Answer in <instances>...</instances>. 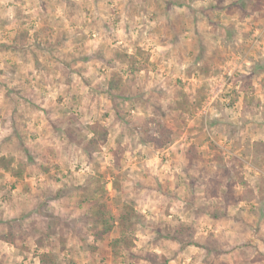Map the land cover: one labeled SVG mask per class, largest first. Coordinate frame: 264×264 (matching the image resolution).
Listing matches in <instances>:
<instances>
[{
	"label": "rangeland",
	"instance_id": "374dc122",
	"mask_svg": "<svg viewBox=\"0 0 264 264\" xmlns=\"http://www.w3.org/2000/svg\"><path fill=\"white\" fill-rule=\"evenodd\" d=\"M137 47L148 64L129 74L115 55ZM181 88L203 99L165 112L173 138L155 149L140 127ZM93 122L107 131L95 147ZM2 154L23 173L0 170V235L15 239L0 240V264H39L43 250L57 264H205L158 236L175 220L220 237L224 264H264V0H0ZM95 182L113 218L138 215L117 257L116 230L92 237Z\"/></svg>",
	"mask_w": 264,
	"mask_h": 264
},
{
	"label": "trees",
	"instance_id": "16d2710c",
	"mask_svg": "<svg viewBox=\"0 0 264 264\" xmlns=\"http://www.w3.org/2000/svg\"><path fill=\"white\" fill-rule=\"evenodd\" d=\"M22 34L21 38H25ZM22 39V40H23ZM145 52L137 47L134 54L129 53H116L115 57L117 60L125 63L128 67L129 74L142 71L146 69L148 64V57L144 56ZM123 77L114 72L112 73L108 82V92L110 95H115L119 87H122ZM199 92V91H198ZM203 99V95L199 93L198 96H194L182 88L177 89L174 93V97L171 101L166 104V110L162 105L157 104L154 106L151 116L145 120L141 127L140 133L143 136L144 141L149 143L153 148L160 149L164 148L171 143L174 129L167 120L165 112L176 111L182 113L190 111L198 107ZM164 109V110H163ZM89 133L91 134L88 143L91 147H95L97 143L106 140L107 131L106 128L99 122H93L87 126ZM196 157L195 146L190 144L185 150V158L188 163H193ZM0 170L9 172L15 178H19L23 173V166L21 163H16L15 158L12 155H0ZM115 189H119V185L116 181L112 182ZM103 186L99 185V182L94 183L93 188V199L92 203L88 207L87 215L91 221L92 226V237L94 242H97L104 238L108 233L116 230L117 236L113 237L109 243L108 248L110 254L113 257H117L122 250H128L134 245V237L132 230L136 223L137 213L132 206H127L124 211L120 212L115 218L109 213V206L103 199ZM197 229L192 223H188L182 220H175L164 227V233L162 229H158V236L173 241L180 245L182 248L193 245L202 249L207 258L203 259L205 264H224L222 262L221 255V241L220 237L209 233L205 237L196 236ZM43 237H37L34 240V245L37 250H42L48 246V243ZM0 240L14 244L15 239L12 234L0 235ZM47 240V239H46ZM257 254V260H264V255L259 252ZM39 264H57L56 256L52 251L43 250L37 254ZM219 260V261H218ZM224 261V260H223ZM163 264H168V260L165 258Z\"/></svg>",
	"mask_w": 264,
	"mask_h": 264
},
{
	"label": "crops",
	"instance_id": "0c3cea01",
	"mask_svg": "<svg viewBox=\"0 0 264 264\" xmlns=\"http://www.w3.org/2000/svg\"><path fill=\"white\" fill-rule=\"evenodd\" d=\"M191 246H193V245H188V246H186V247H191ZM195 249H200V248H198V247H195V246H193ZM230 249V248H229ZM202 250V249H201ZM254 260V257H252V260L251 261H253ZM254 263H257L258 261H256V260H254L253 261Z\"/></svg>",
	"mask_w": 264,
	"mask_h": 264
}]
</instances>
